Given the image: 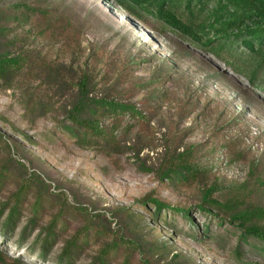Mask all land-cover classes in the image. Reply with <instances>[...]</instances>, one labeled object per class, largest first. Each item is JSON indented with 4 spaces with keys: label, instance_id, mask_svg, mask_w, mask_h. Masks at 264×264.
<instances>
[{
    "label": "rangeland",
    "instance_id": "374dc122",
    "mask_svg": "<svg viewBox=\"0 0 264 264\" xmlns=\"http://www.w3.org/2000/svg\"><path fill=\"white\" fill-rule=\"evenodd\" d=\"M24 2L54 7L81 36L67 47L60 33H40L41 18L22 40L9 22L19 46L88 68L93 96L113 92L147 118L122 117L116 151L80 144L64 127L69 97L37 80L31 91L50 100L28 111L23 88L0 83V264H264L258 241L238 245L242 228L201 208L210 186L214 199L244 188L249 204L264 206L258 78L238 74L210 44L188 43L151 18L143 24L116 0H0V11L9 17ZM190 147L198 177L162 179V163Z\"/></svg>",
    "mask_w": 264,
    "mask_h": 264
},
{
    "label": "trees",
    "instance_id": "16d2710c",
    "mask_svg": "<svg viewBox=\"0 0 264 264\" xmlns=\"http://www.w3.org/2000/svg\"><path fill=\"white\" fill-rule=\"evenodd\" d=\"M116 2L143 24H149L148 20L151 18L161 26L174 30L188 43L201 48L210 44L215 56L226 65L248 79L258 78V83L251 79L258 87L262 88L264 85V78L259 77L264 75V0ZM17 7L16 12L9 17L7 10L0 11V83L5 88H14L16 85L23 88L24 104L28 111L39 109L50 100L44 99L45 96L39 91H31L30 83L41 80L42 84L48 86V90L57 88L62 95L70 98L64 107L67 122L64 127L70 135L80 144H99L108 150H118L121 143L116 132L122 117L129 114L138 124L144 125L146 114L135 104L121 102L113 92L102 97L93 96V75L88 68L75 67L67 61L42 56L36 47L19 46L18 37H10L12 26H7L9 22L16 23L23 29L25 37L21 39L24 40L32 35V21L46 18V27L40 33H60L66 38L67 47L80 43L78 38L81 36V28L73 24L67 15L63 16L59 10L48 5L24 2ZM10 48L14 50L11 52ZM229 54L235 55V58ZM254 64L257 68L255 71L251 70ZM104 119H110L112 125H103ZM192 150L190 147L162 163L159 172L161 178L185 182L195 180L199 167L191 158ZM244 185L241 186L245 187ZM214 188L210 186L203 192L204 204L201 208L204 211L207 207L219 210L238 224L242 228L238 245L256 240L264 251V206L249 204L244 188L238 189L229 198L214 199ZM146 202L155 205L159 212L167 208L165 203L153 197Z\"/></svg>",
    "mask_w": 264,
    "mask_h": 264
}]
</instances>
